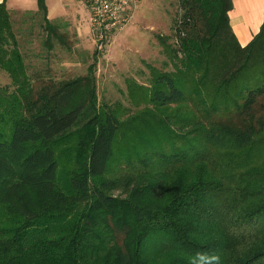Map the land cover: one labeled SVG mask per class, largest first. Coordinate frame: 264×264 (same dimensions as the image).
<instances>
[{"label":"trees","instance_id":"16d2710c","mask_svg":"<svg viewBox=\"0 0 264 264\" xmlns=\"http://www.w3.org/2000/svg\"><path fill=\"white\" fill-rule=\"evenodd\" d=\"M178 8L171 70L125 109L98 105L95 63L30 77L0 4V264H264V22L242 48L232 0Z\"/></svg>","mask_w":264,"mask_h":264},{"label":"rangeland","instance_id":"374dc122","mask_svg":"<svg viewBox=\"0 0 264 264\" xmlns=\"http://www.w3.org/2000/svg\"><path fill=\"white\" fill-rule=\"evenodd\" d=\"M70 1L72 4H66L64 9L59 7V0H47L49 8L63 13V17L50 20L58 36L49 37V45L39 12L10 13L28 75L65 82L85 76L95 63L98 105L131 108L129 82L148 86L151 68L158 72L171 70L157 37L172 36L173 21L179 14L178 0H140L129 24L107 37L101 48L90 34L87 7L77 0ZM0 88L11 89L10 79L2 71Z\"/></svg>","mask_w":264,"mask_h":264},{"label":"crops","instance_id":"0c3cea01","mask_svg":"<svg viewBox=\"0 0 264 264\" xmlns=\"http://www.w3.org/2000/svg\"><path fill=\"white\" fill-rule=\"evenodd\" d=\"M2 3H5L10 13L38 12L37 0H0V4ZM68 3L71 1L59 0V7L66 9L65 5ZM232 4L233 8L228 14L229 24L238 44L244 48L259 33L264 22V0H232ZM45 6L49 21L63 17L59 9L49 8L47 0Z\"/></svg>","mask_w":264,"mask_h":264},{"label":"built area","instance_id":"2783aa9c","mask_svg":"<svg viewBox=\"0 0 264 264\" xmlns=\"http://www.w3.org/2000/svg\"><path fill=\"white\" fill-rule=\"evenodd\" d=\"M87 7L89 31L96 44L121 31L132 19L140 0H77Z\"/></svg>","mask_w":264,"mask_h":264}]
</instances>
